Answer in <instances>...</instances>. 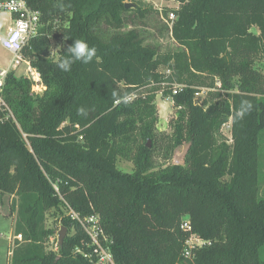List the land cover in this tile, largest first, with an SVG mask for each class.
<instances>
[{
	"label": "trees",
	"instance_id": "16d2710c",
	"mask_svg": "<svg viewBox=\"0 0 264 264\" xmlns=\"http://www.w3.org/2000/svg\"><path fill=\"white\" fill-rule=\"evenodd\" d=\"M24 1L40 13L24 55L45 89L5 82L18 126L0 123V211L10 199L21 236L9 264H93L63 208L98 218L115 264H264V0H165L178 7L161 14L142 0ZM78 39L96 56L61 70ZM200 88L213 91L195 102ZM158 91L177 110L169 134L156 128ZM183 144L184 164L170 163ZM154 156L167 165L153 170ZM48 215L74 231L56 251ZM190 236L209 243L185 258Z\"/></svg>",
	"mask_w": 264,
	"mask_h": 264
},
{
	"label": "built area",
	"instance_id": "2783aa9c",
	"mask_svg": "<svg viewBox=\"0 0 264 264\" xmlns=\"http://www.w3.org/2000/svg\"><path fill=\"white\" fill-rule=\"evenodd\" d=\"M157 10L160 14L162 13V8ZM161 19L171 32L175 13L170 11L166 18L161 16ZM0 25L5 28L4 35L0 36V46L10 54V58L0 64V123L9 122L17 125L16 117L5 99V82L8 75L13 73L30 82L32 93L41 94L44 91L39 70L24 55L30 42L39 35L40 13L31 9L24 0L0 1ZM184 87V85H173L172 95L178 94ZM209 90L213 91L209 88L198 89L194 94V101H199ZM224 126L229 130L230 121ZM23 137L26 136L23 135ZM69 217L79 225L87 237L85 246L88 251L77 249L76 253L83 254L93 264H115L110 248L112 240L100 230L98 218L96 216L81 218L74 211H69ZM181 228L186 231L191 230L187 220L182 223ZM14 239L21 240V236H16ZM208 243L203 239L190 236L183 244V256L190 258L194 250ZM55 247L57 248L58 244Z\"/></svg>",
	"mask_w": 264,
	"mask_h": 264
},
{
	"label": "rangeland",
	"instance_id": "374dc122",
	"mask_svg": "<svg viewBox=\"0 0 264 264\" xmlns=\"http://www.w3.org/2000/svg\"><path fill=\"white\" fill-rule=\"evenodd\" d=\"M147 5H150L154 9L162 8V9H176L178 7V4L176 2L170 1L167 2L165 0H142ZM5 33V28L3 25H0V36H3ZM164 41L166 39L162 38ZM58 49V45L53 43L51 53L56 57V51ZM10 58V54L1 48L0 46V64H3L6 60ZM162 91H158L156 93V109H157V130L161 133L169 134L171 133V123L174 121L177 117V110L173 107L171 100L167 98L162 97ZM206 96V95H205ZM204 97V96H203ZM202 97V98H203ZM202 100V99H201ZM200 100V101H201ZM221 134L226 140V143L230 145V134L227 130V128L224 126L221 127ZM187 144H183L182 147H185L186 149ZM177 152V151H176ZM182 151L180 150L179 153ZM176 155V162H181V159ZM174 160L171 159L170 163H172ZM167 165V162H163V160L158 159V156H154L152 161V169L157 170L159 168L165 167ZM117 167L125 172V173H131L133 169V165L131 162L125 161V160H119L117 162ZM2 211H0V264H9V252L10 248L12 247V244L14 242V236L12 232L13 223L15 219V215L11 214L10 210V199L3 198L2 200ZM2 212V213H1ZM11 215V216H10ZM62 216L65 218H69V211L67 209H62ZM71 220V219H70ZM58 216L56 215H48L46 220V227L50 229H54V234L50 235L48 238V241L46 243L48 250L56 251L58 247L56 248L57 239H58V232L60 231L61 225L59 224ZM74 233L73 230L68 231L65 239Z\"/></svg>",
	"mask_w": 264,
	"mask_h": 264
},
{
	"label": "clouds",
	"instance_id": "9594fccd",
	"mask_svg": "<svg viewBox=\"0 0 264 264\" xmlns=\"http://www.w3.org/2000/svg\"><path fill=\"white\" fill-rule=\"evenodd\" d=\"M67 55L59 63V67L63 71H69L71 65L76 61L89 63L96 56V49L89 47L84 40H75L67 49Z\"/></svg>",
	"mask_w": 264,
	"mask_h": 264
},
{
	"label": "water",
	"instance_id": "95a60500",
	"mask_svg": "<svg viewBox=\"0 0 264 264\" xmlns=\"http://www.w3.org/2000/svg\"><path fill=\"white\" fill-rule=\"evenodd\" d=\"M53 1H55V0H53ZM131 6H133L131 3H126L125 4V8L126 9L130 8ZM45 57H47V53L46 52H45ZM188 146L189 145L187 144L186 145V149H185V147L179 146L175 150V152L173 154V160H174L172 162L173 164H176V165H183L184 164V158H185L186 152L188 150ZM180 150L182 151L181 153H179ZM176 153H177V156L181 159V162H176V160H177L176 155H175ZM66 235H67V228L61 227L60 231L58 232V239H57L58 247H61L63 245V241H64Z\"/></svg>",
	"mask_w": 264,
	"mask_h": 264
}]
</instances>
